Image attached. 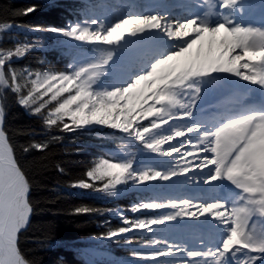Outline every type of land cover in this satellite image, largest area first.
<instances>
[{
  "label": "snow or ice",
  "instance_id": "6c2138e0",
  "mask_svg": "<svg viewBox=\"0 0 264 264\" xmlns=\"http://www.w3.org/2000/svg\"><path fill=\"white\" fill-rule=\"evenodd\" d=\"M240 2L218 0L220 9L233 8ZM33 11L35 7H29L24 14ZM9 27L11 25L0 23V30ZM36 30L51 31L81 43L93 44L95 48L102 49L103 54L79 67L74 68L70 64V72L28 73L29 76L35 75L36 79L31 80L32 87L24 95L18 83L20 74L15 69L6 73L5 65L13 56H23L27 46L17 48L14 53H0V87H8L16 93L20 105L29 109L35 106L36 114L55 101L56 106L44 117L48 126L63 122L65 118L76 128L106 125L139 141L147 150L176 160V166L166 173L151 169L137 173L133 171L134 161L131 159L117 163L104 160L87 172V177L93 180L108 178L104 188L98 191L112 196L117 185L129 181L143 185L210 169L211 174L205 178V183L226 179L244 194L230 207L220 201L196 204L187 199L143 202L139 209L170 208L176 211L146 220L125 219L124 223L129 226L110 231L107 238L118 237L133 229H150L178 218L210 216L224 228L225 235L219 247L193 250L167 239L154 238L145 245L152 249L149 253L132 252L131 255L145 264H162V261L163 264H228L229 253L236 264H255L256 260L264 259V233L257 235L254 229L249 230V222L254 215L264 217V113L224 116L213 127L191 123L205 80L230 74L264 87V29L241 26L223 14L215 24L199 17L173 22L160 15L149 14L122 17L111 25L92 18L70 25L67 29H43L38 26ZM149 30L163 33L168 46L134 76L127 77L111 89L97 91L93 88L108 74L116 51L114 46H119L126 36L135 37ZM168 41L174 42L169 44ZM104 45L110 47L102 48ZM257 62L262 70L249 74ZM194 78L200 79L194 82ZM45 96H50V99L45 100ZM184 96H187L186 103L182 99ZM4 116V108L0 107V264H29L18 248V234L31 212L27 199L29 185L8 144L2 127ZM148 117H154L149 126L139 123ZM181 120L186 122L183 125L169 124V121ZM164 125L169 126L167 132ZM64 130L74 129L64 123ZM187 133L196 134L195 143ZM176 138L182 139L170 143ZM165 144L167 149L163 147ZM33 147L46 145L36 144ZM74 186L95 189L94 184L84 180ZM255 193L260 195V199H254L252 194ZM138 208L133 207L132 211L136 212ZM193 208L197 211H192ZM91 211L88 207L76 210L84 214ZM244 250H247L245 255H257L248 256L242 262L237 253ZM177 254L187 259H167Z\"/></svg>",
  "mask_w": 264,
  "mask_h": 264
},
{
  "label": "trees",
  "instance_id": "16d2710c",
  "mask_svg": "<svg viewBox=\"0 0 264 264\" xmlns=\"http://www.w3.org/2000/svg\"><path fill=\"white\" fill-rule=\"evenodd\" d=\"M81 1L85 3V0H0V23L12 27L5 35L0 30V52L15 51L18 45L28 49L20 61L7 66L16 71L28 68L40 74L67 72L71 57L80 48L91 51V47L70 40V37L36 30L38 26L69 28L81 11ZM29 7H35V11L24 14ZM18 83L24 95L32 87L22 80ZM4 98L2 126L29 185L27 199L31 212L26 227L18 234L19 251L29 264H87L80 255L81 248L87 244L82 241L107 238L110 231H118L122 226L112 216L117 209H126L127 201L116 195H102L95 184V189L74 185L81 180L93 184L87 172L99 162L110 160V154L125 152L130 137L106 130L100 136L96 131L76 128L67 119L48 126L44 117L54 103L36 114L35 106L27 110L19 104V96L11 89L6 90ZM64 123L74 130H64ZM141 125L149 126V123ZM36 144L46 147H33ZM121 192L119 196L126 194ZM82 207L92 211L77 213ZM108 244L116 258L129 257L120 252L125 244L116 239Z\"/></svg>",
  "mask_w": 264,
  "mask_h": 264
},
{
  "label": "rangeland",
  "instance_id": "374dc122",
  "mask_svg": "<svg viewBox=\"0 0 264 264\" xmlns=\"http://www.w3.org/2000/svg\"><path fill=\"white\" fill-rule=\"evenodd\" d=\"M86 1H87V4H86V2L84 3V1L80 2L81 6H82L80 8L81 11L77 14L76 21L74 23H70V25H74L76 23H83L84 21L90 20L92 18L103 21L105 23L106 22L105 15L111 13V8L119 6L121 4V3H117V1H119V0H86ZM178 3H182L183 5L178 4ZM144 4L146 6H149V7H155L158 5L166 6V5L171 4L169 6L170 8H168V9L172 13H176V11H181V12L185 11L184 14H185V20H186V19H190V18H188V10L190 9L193 11V6L195 4H197V1L196 0H148ZM216 7H217V4L215 2V8ZM215 8H209L208 7V10L206 11L207 14L205 13V16H203V19L211 21V19L214 18L213 15H217L219 13ZM122 12L123 11H120V13H122ZM92 27H95V26L93 25ZM11 28L12 27L2 29L1 34L3 33L2 35H5L6 33H9L12 30ZM254 28L264 29V26L254 27ZM1 34H0V36H1ZM158 36H160L161 38H164V35L162 33L158 34ZM70 40H74V39H72L70 37ZM131 42H134V38L129 37V38H125L123 40V44L131 43ZM168 43L171 44L170 41H168ZM81 44H83L87 47H91V51L85 52L83 48H80V50H78L79 52L74 54L71 57L72 58L71 61L69 62V65L70 64L73 65L74 68H75V65H77L81 62H85V64H86V63H89L91 61H94V60L98 59L103 54L102 49L95 48L93 46V44H88V43H81ZM156 45H160V44H156ZM18 46H19V48L23 47V45L22 46L18 45ZM108 47H110V46H106V45L102 46V48H108ZM147 47H149V46L143 45V44H141V45H133L132 44L129 46L123 45L122 47H115L116 51H115V55H114V59H113L112 63L120 59V61L122 62L121 66H118L116 68L111 67L109 69L108 74L105 75L104 77H102L97 82V84L93 85V88H95L97 91H102L105 88L111 89L112 87L115 86L116 81L123 77L122 74L127 73L128 70L136 69V68H133V65L131 63H133L135 61H139L141 59H142L143 63L147 62L148 60H146V57L143 56L145 49ZM16 49H14V50L16 51ZM15 51H12V52L14 53ZM0 53H3V52H0ZM21 57L22 56H13L9 61L6 62V65H5L6 73L8 72L9 69H12V68H9L7 66V64L10 62H18L22 59ZM70 71H71V69L69 67H67V72H70ZM254 71L259 72L260 70L258 69V67H256L254 69ZM17 73L20 74L19 80H22L25 85L31 84V80L36 79L35 75H31V76L28 75V73L35 74L34 72L30 71L28 68H23V69L17 71ZM31 86H32V84H31ZM9 89L10 88H8V87H0V107L4 108V101H5L4 93L6 92V90H9ZM242 91H243L242 87H238V88L231 87V88H229L228 91H225L223 96H221V94H218L216 96H213L211 98V101H208L207 99L204 98V96L202 94V89H201L200 99L196 102V108H195L194 112H200L203 109H205L206 107H209L210 105L213 104L212 100L217 99L220 96L222 98H227L223 102V104L225 106H226V103H228V102H237L241 99H244L245 95H241ZM67 95H68L67 93L64 94L65 97ZM233 96L235 97L234 99H232ZM44 99L45 100L50 99V96H45ZM182 99H183V102H185V103L187 102V96H184ZM51 103L55 104L54 107L56 106L55 101H52ZM149 103L151 104L152 101H149ZM157 107H158V105H157ZM26 109L30 110L29 108H26ZM50 111H52V109L48 110L47 115ZM153 118L154 117H148L147 119H141L139 121V123L140 124H142V122L150 123V121ZM65 119H67V118H65ZM183 122H184V120H181L178 122L169 121V124H172V123L180 124ZM70 123H71V121H70ZM79 129L91 130L94 132L96 131V133L100 136H103V134H104L103 131H105V130L106 131L121 132L117 129H112L111 127L106 126V125H88V126L79 127ZM121 133H123V132H121ZM123 134H125V133H123ZM126 149L127 150L125 152H118L114 155H111V154L109 155L107 153L111 157L110 160H108V161L110 163H117V162H123L125 160L131 159L134 161L133 171H135L137 173H139L141 171H147L150 169L156 170V171H161L162 173L168 172V167L166 165H163L162 169L157 168V166L162 165V161H163L164 156H160V155L153 156V152L147 150L144 147V145L142 143H140L139 141H136L135 139L130 138L128 148H126ZM103 161L99 162L98 164L102 163ZM107 179H108L107 177H105L102 180H93V179L89 178L91 183L95 184L98 189L104 188V185L107 183ZM174 179L178 180L179 176L174 177L169 181H172ZM229 186L233 190H236V191L241 190V189L237 188L231 182H229ZM178 189H180V190L186 189V186H184L183 183H181L180 185H178L177 187H174V188L164 187V188L160 189L157 187V182H149V183H146L143 185H138L133 181H129L126 184L122 183L120 185H117L116 190H115V195H116V197H122L123 199H126V201H127L126 207L127 208L126 209H123V208L117 209V211L115 212V214L112 217L122 227H125V226H129V225H126L124 223L125 219H127L128 221H135V220H140V219L146 220V219H151L155 216H159V215H162V214H165L168 212L176 211V210H173L170 208L160 209V210H145V209H139L138 206L143 202H151V201L163 203V202H168V201H179L182 199L189 200V198L187 197V195H189L188 191H183L184 193L182 196H178V197L173 198L171 196V193L174 191L179 192ZM121 191H125V193L127 195L124 193L125 195L119 196L122 194ZM106 194H107L106 192L102 191V195L105 196ZM102 195H100V196H102ZM115 195H112V196H115ZM252 196L254 197V199H257V200L260 199V195L258 193L252 194ZM233 198H232L233 202L236 203V201ZM133 207H137L138 211L133 212L132 211ZM149 215H152V216H149ZM29 217H30V213H29ZM188 219H189L188 217L178 218L174 221L166 222L163 225L151 226L150 229H144V230L133 229L129 233L120 234L118 237H114V238L87 239V240L82 241L84 243L87 242V244L85 245V247L81 248L80 255L87 264H145L144 261H141V260L133 257L131 255L132 251L130 252L129 249L133 248L134 249L133 252H141V253L147 254L152 249L145 247V245L148 241H150L154 238L167 239V240L172 241L174 243L185 245L189 249H192L193 245H197V244L198 245H204L203 248H205V247H207V245H212L209 243L208 240H212L213 238L214 239L218 238L217 237L218 233L215 231L198 230L196 232V231H194L195 228L194 229L188 228L187 225H185L187 223ZM28 220H29V218H28ZM27 223H28V221H27ZM27 223L25 224V226L21 230H23L26 227ZM252 225L254 227L255 234L260 235L263 233L262 230H260L256 224H252ZM160 226H161V228H159ZM249 230L252 231L253 229L249 226ZM115 239L118 240L119 243L125 244L126 247L130 246L129 249H126V247H124V248H121V250H120V252L122 253V256H129L128 258H126V257L125 258L124 257L116 258L113 255L111 247L108 244V242L111 240L115 241ZM126 241H131V243H127ZM133 243L137 247L132 246ZM86 248H90L91 250H93L94 254L87 253ZM203 248L197 249V250H202ZM245 252H247V250H244V252H242V253H245ZM248 255L249 256H255V255H257V253H248ZM228 256L231 257V259H232L231 253H229ZM237 257L239 258L240 261H243V258L241 257L240 253H237ZM233 261H235V260H233ZM162 264H163V262H162Z\"/></svg>",
  "mask_w": 264,
  "mask_h": 264
},
{
  "label": "bare ground",
  "instance_id": "6f19581e",
  "mask_svg": "<svg viewBox=\"0 0 264 264\" xmlns=\"http://www.w3.org/2000/svg\"><path fill=\"white\" fill-rule=\"evenodd\" d=\"M147 1L148 0H119V1H117V3H121V4L119 6L111 8V13L105 15V20H106L105 24L111 25L114 22L118 21L122 17L128 18V16H132V15L139 16V15H149V14L160 15V16L164 17L167 21L175 22L176 20H185V14H184L185 11L184 12L176 11V13H172L168 9V8H170L169 6L171 4L166 5V6L158 5L155 7H149V6H146L144 4ZM196 1H197L198 5L202 4L201 9H200L201 10L200 15L202 14L203 11H205V13H206L205 8H207V9H208V7L209 8H215V2H216L217 7L215 9L220 13H218L217 15H213L214 18L211 19V21L209 20L212 24H215L216 22L219 21L221 14L227 15L231 19H233L234 17L230 16V13L228 11L229 9L234 11V8H236L235 9L236 11L238 10V12H241L243 14H246L247 11L250 9L249 7H247V0H241V2L237 6H235L233 8H229V9H220L218 0H196ZM85 2L87 4L86 0H85ZM178 4H182V3H178ZM195 7L193 6V11L190 9L188 10V18L197 17L196 14L200 10L199 9L197 10V7L195 9ZM259 7L261 8V10H264V0H261ZM120 11H123V12L120 13ZM199 18L201 20H204L201 16H199ZM234 21L237 24L243 23L242 21H238L236 19ZM160 33L161 32H158L156 30H149L143 34H138L135 37L126 36L125 38H129V37L134 38V42L123 44V41H121L119 46H114V47H122L123 45L129 46L132 44L133 45H141V44L147 45L149 47H147L145 49L143 56L146 57V60L150 61L158 53H160L163 49H165L168 46L166 38L165 37L161 38L160 36H158V34H160ZM170 42L173 43L174 41H170ZM156 44H160V45H156ZM147 62L143 63V61L141 59L139 61H135V62L131 63L133 65V68H136V69L128 70L127 73L122 74L123 77L116 81L115 86L117 84L123 82L127 77L134 76L135 73L137 71H139V69L142 66H144ZM83 64H85V62H81V63L75 65V67H79ZM121 64H122V62L119 59V60L113 62L111 67L116 68L118 66H121ZM256 67H258V69L260 71L262 70L259 66V63L257 62V63H254L253 68L249 70V74H251V72H255L254 69ZM241 71H244V70L241 69ZM198 79H200V78H194V82H195V80H198ZM231 87H236V88L242 87L243 91H242L241 95H245L246 99H243V102H245V104H247V105L251 104V102H248L249 100H252V102H255L260 97L264 100V87H261L259 85H253L250 82L240 80L239 78L232 76L230 74H221L219 77H216L215 79L205 80V82L202 85V94H203L205 99H207L208 101H211V98L213 96H216L218 94H221V96H223L225 91H228L229 88H231ZM107 89H110V88H107ZM221 96L217 99L212 100L213 104L210 105L209 107H206L205 109H203L200 112H194L193 116H192L191 123L206 125L205 123L207 121L211 122L212 120H214V117L218 111H220L221 113H223L225 115L230 114L231 113V107H228V108L226 107V110L224 111L225 107H224V104L222 103L223 100H222ZM234 98L235 97L233 96L232 99H234ZM243 102H241L240 104H237L235 106L236 107H238V105L243 106V104H244ZM158 107H160V105H158ZM240 108H242V107H240ZM256 112H260V113L264 112V109L263 110H261V109L256 110ZM238 115H240V114H238ZM185 122L186 121H184L183 123H180L179 125H181V124L183 125ZM202 122H204V123H202ZM172 124H174V123H172ZM163 128L165 129L166 132L169 130L168 125L163 126ZM187 136L191 138L193 143L196 142V134L187 133ZM180 139H182V138H176L175 140L171 141L170 143H177ZM185 146L187 147V141H185ZM163 147L165 149H167L168 145L165 144V145H163ZM181 151H183V149H181ZM156 155H159V154L153 153V156H156ZM173 155L175 156L176 154L174 153ZM13 157H14V155H13ZM189 159H191V158H189ZM163 165H166L168 167V171H170L171 169H173L176 166V160L171 158V157H163L162 165L157 166V168L162 169ZM210 174H211L210 169H204V171H196V172L189 173V175H187V176H179L178 180H175V179L172 181H159L158 180L155 182H157V187L160 189H162L164 187L174 188V187H177L178 185H180L181 183H183V185L186 186V189H181V190L178 189L179 192H176V191L172 192L171 196L173 198L178 197V196H182L184 193L183 191H188L189 195H187V197L189 198V200H193L196 204H199L201 202L207 203L210 201H220L222 203L228 204L230 207L232 205L230 202V198L233 196H236V194H233V190L229 186L230 181L224 179V180H218V181L213 182L211 184H207L204 181H205V178L207 176H209ZM240 197L241 196H239V198ZM191 210L197 211L196 208H193ZM262 219H263V217H260L258 214H256L252 217V219L250 221L252 223H253V221H256L255 224H258V226H260V224L262 225ZM251 222H249V226L252 229H254ZM185 225H187L188 228H193V229L195 228L194 231H196V232L198 230H207V231L211 230V231L217 232L218 238L217 239L213 238L212 240H208L209 243L212 245H207V247H209V246L219 247L220 241L224 238V235H225L223 226L220 225L218 223V221L212 219L210 216L200 217L199 219L189 218ZM159 228H161V226ZM203 247H204V245H198L197 244V245H193L192 249L197 250V249H201ZM131 251H133V250L130 249V252ZM86 252L89 254H94L93 250H91L90 248H86ZM240 254H241V257L243 258V261H246L248 259L249 255H245V253H242V252ZM167 259L180 261L181 259H187V257L181 256L180 254H177L175 257H169ZM228 264H236V262L233 261L231 259V257L228 256ZM255 264H264V259L256 260Z\"/></svg>",
  "mask_w": 264,
  "mask_h": 264
},
{
  "label": "water",
  "instance_id": "95a60500",
  "mask_svg": "<svg viewBox=\"0 0 264 264\" xmlns=\"http://www.w3.org/2000/svg\"><path fill=\"white\" fill-rule=\"evenodd\" d=\"M260 0H251L250 3H253L254 5L258 4ZM18 166V165H17ZM19 167V166H18ZM20 168V167H19ZM21 170V169H20ZM22 172V171H21Z\"/></svg>",
  "mask_w": 264,
  "mask_h": 264
}]
</instances>
